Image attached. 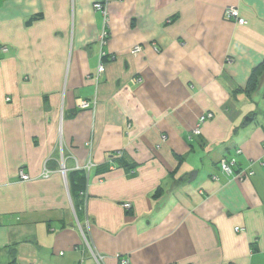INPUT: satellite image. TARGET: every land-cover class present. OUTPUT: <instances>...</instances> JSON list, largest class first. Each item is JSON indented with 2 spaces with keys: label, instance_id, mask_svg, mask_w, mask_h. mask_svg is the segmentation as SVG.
Instances as JSON below:
<instances>
[{
  "label": "crops",
  "instance_id": "obj_1",
  "mask_svg": "<svg viewBox=\"0 0 264 264\" xmlns=\"http://www.w3.org/2000/svg\"><path fill=\"white\" fill-rule=\"evenodd\" d=\"M98 1L0 0V264H264V0Z\"/></svg>",
  "mask_w": 264,
  "mask_h": 264
},
{
  "label": "built area",
  "instance_id": "obj_2",
  "mask_svg": "<svg viewBox=\"0 0 264 264\" xmlns=\"http://www.w3.org/2000/svg\"><path fill=\"white\" fill-rule=\"evenodd\" d=\"M110 0H100L98 2H96L94 4V8L96 10H102L104 15H105V19L107 21V12L105 10V6L106 4L109 2ZM224 16L226 19L228 20H235L236 22H238L239 24H246L247 21L245 18H243L241 15H240V11L238 9V7L236 6H228L225 8V11H224ZM109 36V31L107 30V28H104V30L102 31L101 33V42L102 43H105L107 38ZM1 50H6V47H2ZM143 51V47L142 45L140 44H136L134 45L132 48H131V54L137 56L138 54H140L141 52ZM106 54L105 53H102V61L99 65V68H98V73L94 79V81H96L97 83L101 80L102 78V75L104 74V72L106 71V64H105V61L103 60V57L105 56ZM112 59V58H111ZM137 80H140L137 79ZM97 104L96 101H91V100H88V99H79V106L83 109H87V108H93L95 107ZM213 117V113L212 112H207L203 115L200 116L199 120H198V123L196 125V127L194 128L193 132L194 134L196 135H199L201 133V130H202V125L208 120V119H211ZM167 138L166 135H163L162 136V139L165 140ZM241 152V150H238V153ZM238 164V161H237V158L235 157H231V158H226V157H223L220 162H219V165H220V168L222 171H224L225 173L229 174V175H233L235 176L236 178H239L241 180H243L244 178V175H246L245 172H242V171H239V172H236L235 170V167L236 165ZM250 174L253 173V171L249 172ZM22 179L23 180H29L30 179V176L26 173H23L22 172ZM48 172H45L44 173V176H48ZM214 178H216L214 176ZM132 205L130 202H125L124 203V207L126 208H130ZM239 230V228H238ZM122 264H128V260H123L122 261Z\"/></svg>",
  "mask_w": 264,
  "mask_h": 264
},
{
  "label": "trees",
  "instance_id": "obj_3",
  "mask_svg": "<svg viewBox=\"0 0 264 264\" xmlns=\"http://www.w3.org/2000/svg\"><path fill=\"white\" fill-rule=\"evenodd\" d=\"M34 18H36V17H34ZM34 18H32L29 22H31ZM107 58H108V56L105 55V56L103 57V60L106 62V61H107ZM262 72H264V61H263L261 64H259V65L253 70L252 75H251L250 80H249L248 89H249V88H250V89H251V88H254V87H256V86L258 85V82H259V79H260V74H261ZM118 164H120V165H125V162H123V157H121V158L118 159ZM82 172H83V171H82ZM82 172L80 173V176H79V178H78V180H79L78 184H77V183L75 184L76 187H78L79 189L85 187V184H86L85 173H84V172L82 173Z\"/></svg>",
  "mask_w": 264,
  "mask_h": 264
},
{
  "label": "water",
  "instance_id": "obj_4",
  "mask_svg": "<svg viewBox=\"0 0 264 264\" xmlns=\"http://www.w3.org/2000/svg\"><path fill=\"white\" fill-rule=\"evenodd\" d=\"M246 119L248 120V119H250V118L247 117ZM196 174H197L196 171H193V172L190 174V176H191L190 181H193V180L196 178Z\"/></svg>",
  "mask_w": 264,
  "mask_h": 264
}]
</instances>
